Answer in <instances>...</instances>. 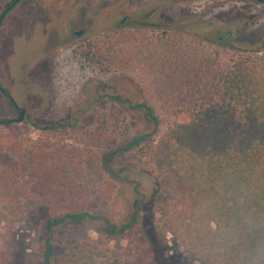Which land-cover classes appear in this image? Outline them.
Instances as JSON below:
<instances>
[{
  "label": "trees",
  "instance_id": "obj_1",
  "mask_svg": "<svg viewBox=\"0 0 264 264\" xmlns=\"http://www.w3.org/2000/svg\"><path fill=\"white\" fill-rule=\"evenodd\" d=\"M145 46L127 35L104 38L80 47L78 56L82 66L113 73L149 58L152 50ZM228 58L226 67L213 71V84L204 85L212 88L178 108L165 131L153 108L137 105L154 129L121 146L114 143L127 128L124 119L116 116L113 125L105 112L94 128L77 132L66 124H33L36 136L25 127L0 125V229L26 224L35 232L38 264H132L119 256L133 253L139 208L126 223L98 210L108 202L104 174L116 179L110 162L123 154L129 166L157 179L159 234L172 235L191 262L264 264V53ZM184 66L173 72L182 77ZM196 75L185 77L198 80ZM113 100L129 104L121 96ZM94 224L96 238L87 233ZM127 236L125 247L112 245Z\"/></svg>",
  "mask_w": 264,
  "mask_h": 264
},
{
  "label": "rangeland",
  "instance_id": "obj_2",
  "mask_svg": "<svg viewBox=\"0 0 264 264\" xmlns=\"http://www.w3.org/2000/svg\"><path fill=\"white\" fill-rule=\"evenodd\" d=\"M9 1L0 0V11ZM82 1L85 26L78 24L80 16L72 6L63 3L58 7L68 12V20L76 29L88 28L87 35L74 38L69 32L65 33L64 40L68 42L55 49L52 58L43 51L45 27L40 33H31L26 40L18 41L19 33L11 34L4 46L2 78L11 82L10 88L18 102L29 109L27 120L13 123L9 129L25 127L38 136L39 131L33 124L41 127L66 124L67 130L84 131L94 128L100 113L105 112L112 117L113 125L116 116L124 119L123 125L127 128L122 127L121 141L114 143L113 140L114 146H121L154 129L146 109L137 105L147 104L153 108L161 119L163 132L174 122V112L193 103L195 94L204 91L207 81L212 83L213 71L219 66L226 67L229 55L264 53V4L255 0ZM25 7H29L27 2L22 3L17 12ZM55 11L48 13L47 20L48 24L57 26L52 15ZM24 13L38 20L43 12L30 9ZM69 21L64 22L60 30H68ZM23 24L26 25L22 29L29 31L27 21ZM125 35L145 44L152 50L151 56L144 62H131L128 70L113 73H100L82 66L74 49L78 44L87 39L100 42L117 37L119 40ZM36 55L39 62L34 59ZM28 58L31 62L27 64L24 61ZM183 62L185 66L179 77L173 69ZM189 66L192 69H188ZM196 72L200 80L185 77ZM182 80L188 83L184 85ZM115 96L129 100V104H118L113 100ZM4 112H11L7 119L15 117L0 97V119ZM111 144H106L108 151ZM122 155L110 162L116 179L107 172L104 174L108 184L102 188V193L108 202L98 209L110 220L126 223L139 208L133 253L121 254L119 258L132 264H199L191 262L183 249L172 242V235L160 236L155 202L158 181L150 171L129 166ZM94 225L87 227V233L96 238ZM65 232L72 233L71 230ZM131 238L118 239L112 245L125 247ZM37 241L38 235L26 224L16 225L11 231L0 229V264H38ZM112 262L104 259L95 264Z\"/></svg>",
  "mask_w": 264,
  "mask_h": 264
},
{
  "label": "flooded vegetation",
  "instance_id": "obj_3",
  "mask_svg": "<svg viewBox=\"0 0 264 264\" xmlns=\"http://www.w3.org/2000/svg\"><path fill=\"white\" fill-rule=\"evenodd\" d=\"M16 0H11L9 3H7L0 11V66H1V55H2V50L4 49V46L7 44L9 39L12 37L11 34H16L19 40H26L28 36L32 33H36L38 31L39 33L42 31V27L46 28V35L44 34V41H46L43 51L48 53V55H51V58L56 54L54 52L55 49H57L60 45L66 44L68 42L64 40L65 38V33L70 34V37L74 38H82L85 37L88 33V28H75L73 23H71L68 20V12L66 11V17H65V11L61 10L58 6L60 4L65 3L66 6H72V9L77 10V16L79 14L80 18L78 17V24L84 25L86 21L83 19L85 15V10H83V4L82 0H19L8 12H6L10 6L15 2ZM27 2L29 4V7H25L24 10H20V12H17L20 9V6L22 3ZM45 8V9H44ZM37 10L42 11L43 13L40 15L41 19H30L29 16L24 13L26 10ZM44 9V10H43ZM54 10L55 13L52 15H55V20L57 21V26H55L52 22V24H48L49 20L47 18L49 17L48 13L53 12ZM13 11H16V13H12ZM84 12V13H83ZM32 17V16H31ZM64 18V20H63ZM27 21L29 24V31L27 29L23 30L22 27L26 24H23V22ZM69 21L67 26L68 30H60V28L63 27L64 22ZM92 23V22H91ZM90 23V24H91ZM91 26V25H90ZM23 30V32H22ZM23 33V34H22ZM110 33L111 35L114 34ZM42 34V33H41ZM90 41L87 39L86 41H83V43L78 44L74 49L76 51H80V47L85 46L89 44ZM15 46V44H14ZM25 50V48H23ZM29 55V54H28ZM31 55V54H30ZM29 55V56H30ZM38 60L37 62L40 61L39 58H34ZM25 63H30L31 59L28 58ZM11 74V72H10ZM12 75V74H11ZM11 82L8 81L5 78H2V74L0 72V97L3 98L6 102L8 107L10 108V111L13 112L15 117H12L11 119H7L11 117V112H4L3 114V122H5L2 125L5 124H13V123H6L9 120H15L20 117V109H25L24 115H25V120H27L29 116V109L27 106L22 105L18 102V99L16 96L13 94V90L10 88Z\"/></svg>",
  "mask_w": 264,
  "mask_h": 264
},
{
  "label": "water",
  "instance_id": "obj_4",
  "mask_svg": "<svg viewBox=\"0 0 264 264\" xmlns=\"http://www.w3.org/2000/svg\"><path fill=\"white\" fill-rule=\"evenodd\" d=\"M19 0H16L11 6L10 8L6 11L8 12ZM261 4H264V0H255ZM24 111L25 109H20V117L18 119H15V120H9L8 122L6 123H23L25 121V115H24ZM5 122H3L2 120H0V125L4 124Z\"/></svg>",
  "mask_w": 264,
  "mask_h": 264
}]
</instances>
